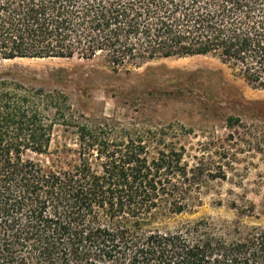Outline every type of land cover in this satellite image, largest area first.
I'll return each mask as SVG.
<instances>
[{
	"label": "trees",
	"instance_id": "obj_1",
	"mask_svg": "<svg viewBox=\"0 0 264 264\" xmlns=\"http://www.w3.org/2000/svg\"><path fill=\"white\" fill-rule=\"evenodd\" d=\"M195 55L264 89V0H0V59ZM56 123L75 126L79 162L46 169L29 155L51 152ZM163 134L76 121L63 93L0 77V264H264V225L173 222L226 174Z\"/></svg>",
	"mask_w": 264,
	"mask_h": 264
},
{
	"label": "rangeland",
	"instance_id": "obj_2",
	"mask_svg": "<svg viewBox=\"0 0 264 264\" xmlns=\"http://www.w3.org/2000/svg\"><path fill=\"white\" fill-rule=\"evenodd\" d=\"M0 77L63 93L76 121L162 130L166 142L186 147L185 161L222 165L226 176L204 179L195 211L174 223L208 217L264 225V89L219 58H160L118 70L101 56L0 59ZM77 148L75 126L56 123L51 152L29 156L46 169L68 168L79 162Z\"/></svg>",
	"mask_w": 264,
	"mask_h": 264
}]
</instances>
